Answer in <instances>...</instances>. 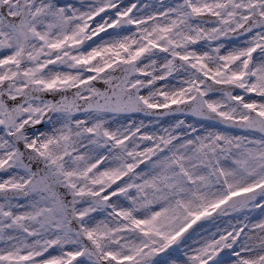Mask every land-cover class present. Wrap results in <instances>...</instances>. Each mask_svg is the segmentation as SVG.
I'll use <instances>...</instances> for the list:
<instances>
[{"label": "snow or ice", "instance_id": "obj_1", "mask_svg": "<svg viewBox=\"0 0 264 264\" xmlns=\"http://www.w3.org/2000/svg\"><path fill=\"white\" fill-rule=\"evenodd\" d=\"M0 264H264V0H0Z\"/></svg>", "mask_w": 264, "mask_h": 264}]
</instances>
